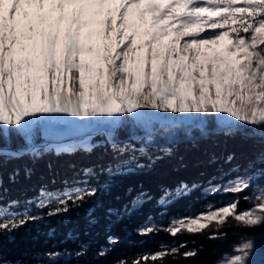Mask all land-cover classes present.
<instances>
[{
	"label": "snow or ice",
	"instance_id": "1",
	"mask_svg": "<svg viewBox=\"0 0 264 264\" xmlns=\"http://www.w3.org/2000/svg\"><path fill=\"white\" fill-rule=\"evenodd\" d=\"M205 12L220 19L202 16ZM238 14L239 27L226 29ZM149 114L168 124L149 120ZM193 117H218L222 134L264 142V0H0V165L4 158L25 154L38 158L47 151L58 156L91 153L97 147L121 155L146 154L158 136L174 135L185 126V118ZM64 121L94 125L106 137L104 144L97 145L90 135L79 143L36 144L38 127ZM125 125L139 126L143 134L133 132L130 142H120L117 129ZM198 125L201 134H207L203 123ZM12 133L23 138L22 148L12 150L5 143ZM163 151L171 153L169 148ZM249 165L252 174L213 186L214 192L236 199L175 219L164 230L173 237L207 231V238L216 240L227 235L222 229L232 222L243 228L264 227V192L244 196L253 206L239 209L240 194L257 176L264 177V150ZM81 172L84 177L95 175L93 168ZM101 187H69L59 195L42 189L39 207L49 209L48 216L67 213L97 196ZM190 190L183 184L175 195ZM173 195L166 190L164 199ZM18 206L15 200L5 205L0 179V237L43 218L13 212ZM157 230L152 225L141 234ZM256 247L254 239L245 236L220 264H252ZM182 248L187 244L145 255L133 264H164L169 257L199 254L195 248ZM41 255L38 264H59L71 253Z\"/></svg>",
	"mask_w": 264,
	"mask_h": 264
},
{
	"label": "trees",
	"instance_id": "2",
	"mask_svg": "<svg viewBox=\"0 0 264 264\" xmlns=\"http://www.w3.org/2000/svg\"><path fill=\"white\" fill-rule=\"evenodd\" d=\"M201 15L220 19L216 13ZM239 16L235 22L229 21L226 29L239 27ZM90 136L97 145L106 139L98 131ZM129 138L118 141L127 143ZM40 140L44 139L35 138V142ZM5 143L12 150L24 146L23 138L15 133ZM166 148L171 149L170 154L163 151ZM263 148L259 139L227 136L220 128H213L204 135L164 144L153 142L147 146L146 154L129 151L121 155L110 147H97L91 153L77 151L58 156L55 151H47L38 158L28 154L4 158L0 179L5 205L19 201L13 212L43 218L0 237V260L6 264H38L43 253L67 251L71 255L62 257L59 264H133L145 255L186 243L187 248L181 252L195 248L199 252L196 258L169 257L164 264H215L236 242V231L225 227L224 238L210 240L207 231L173 237L164 229L175 218L194 215L212 203L216 197L213 186L222 187L241 175ZM228 156L234 159L229 162ZM109 167L113 169L111 173L106 171ZM84 168H93L95 175L84 177ZM85 179L87 185L80 183ZM183 184L191 190L175 195ZM97 185L103 186L97 196L67 213L48 216L49 209L39 207L42 189L59 195L69 187ZM166 190L174 195L165 200ZM152 225L158 228L156 232L141 234V229ZM110 238L117 242L109 243ZM101 251L107 254L100 256ZM77 252L84 254L77 256ZM143 264L159 262L149 260Z\"/></svg>",
	"mask_w": 264,
	"mask_h": 264
},
{
	"label": "rangeland",
	"instance_id": "3",
	"mask_svg": "<svg viewBox=\"0 0 264 264\" xmlns=\"http://www.w3.org/2000/svg\"><path fill=\"white\" fill-rule=\"evenodd\" d=\"M205 31H209V29H205ZM203 34V33H202ZM148 119L153 121V122H158L161 125H167L168 121H166L162 117H156L151 114H149ZM186 123L185 126L181 129L175 130L174 135H168V136H158L154 142H171L174 141L175 139L181 138V137H193L196 136L197 134H201V131L199 129V125L201 122L203 125L206 127L207 131L208 129H213V128H220L219 124L217 121L220 118H200V117H193L191 119L185 118ZM94 125H85L84 127L79 124V122H72V121H64V122H52L48 125L38 127L35 130V138L39 139H47V140H62L63 138H71L73 136L81 135L84 134L85 132L89 130H93L95 128ZM155 127H159V125H155ZM190 132L191 135H185V132ZM133 132H135L137 135H142V129L139 126H132V125H125L122 126L120 129H117V139H126L129 137ZM73 143V142H72ZM68 144V143H65ZM263 147H264V142H263ZM264 150V148H263ZM254 169L250 168H245L243 170V173L239 176H245L252 174ZM237 176V177H239ZM237 177H235L232 181H234ZM231 181V182H232ZM230 183V182H229ZM228 183V184H229ZM225 184L224 186L228 185ZM223 187V186H222ZM261 192H264V177L257 176L255 179L253 186L246 190L245 192L241 193L239 196L240 203H239V209L240 210H245L250 207H252V203H249L248 201H245L243 199L244 196H249V197H254L255 195H259ZM237 197H234L230 194H225L222 191L217 193L216 192V197L212 201V203L207 204L205 208L201 209L202 212L205 209H207L210 205L212 206H220L228 203L229 201H232L233 199H236ZM198 212V213H199ZM196 214V213H195ZM192 216V215H190ZM187 217V216H185ZM182 218V217H178ZM175 218V219H178ZM174 219V220H175ZM232 231L237 232V237H236V242L233 244L232 248L229 251H225L221 255V257L216 261L215 264H220L221 261L226 260L231 254H233V248L236 244H238L241 239L245 236L251 237L254 239V242L256 243L257 247L254 251V255L251 257L252 264H264V227H257V228H243V227H238L235 222H232L230 226ZM225 228V227H224ZM223 228V229H224ZM222 229V230H223Z\"/></svg>",
	"mask_w": 264,
	"mask_h": 264
},
{
	"label": "water",
	"instance_id": "4",
	"mask_svg": "<svg viewBox=\"0 0 264 264\" xmlns=\"http://www.w3.org/2000/svg\"><path fill=\"white\" fill-rule=\"evenodd\" d=\"M97 128L93 129V130H89L87 132H85L84 134L81 135H77V136H73L71 138H63L62 140H42L40 142H37V145H49V144H54V143H71L73 141H80V140H84L86 137H88L89 135H92L94 133H96ZM15 150L20 149V147L14 148ZM69 253V252H68ZM65 258H67V256H64Z\"/></svg>",
	"mask_w": 264,
	"mask_h": 264
}]
</instances>
